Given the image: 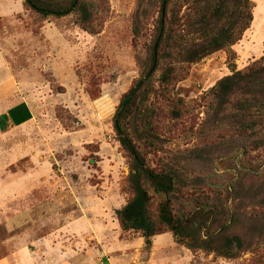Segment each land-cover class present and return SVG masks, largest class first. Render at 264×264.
<instances>
[{
	"label": "rangeland",
	"instance_id": "374dc122",
	"mask_svg": "<svg viewBox=\"0 0 264 264\" xmlns=\"http://www.w3.org/2000/svg\"><path fill=\"white\" fill-rule=\"evenodd\" d=\"M160 1L86 0L94 33L77 23L76 13L41 21L29 11L22 26L20 21L10 32L24 29L27 38L7 45L8 57L15 63L12 69L29 80L36 110L24 140L45 146L40 153L45 154L44 162L64 195L73 196L68 183L80 189L84 180L92 187V196L85 190L84 201L91 206L95 232L90 234L85 221L77 220L78 240L88 250L87 264H264V109L237 107V102L252 98V94L239 93L219 108L210 91L233 68L244 71L254 62L262 63L264 49L259 57L242 52L245 41L253 38L248 33L238 47L235 65L228 62L223 50L197 63H186V52L203 38L193 0L169 3L168 12L176 17L170 41L162 47L161 64L140 97V112L133 124L140 125L141 115L150 113L157 136L150 139L147 160L153 167L174 170L176 186L182 190L173 195L174 213L180 219H193L203 235L226 226L221 234L239 236L242 249L228 259L188 249L176 243L171 233L154 236L152 246L146 249L138 233L122 231L119 223L113 224L118 222L116 210L131 192L126 187L128 159L119 148L112 117L122 94L149 68ZM254 1L257 6L251 30L257 29L254 47L259 51L264 41V0ZM16 6L21 9L18 3ZM9 27L6 24L5 28ZM27 55L29 65L19 66ZM165 71L170 72V78L163 82ZM28 169L23 160L10 168L14 172ZM97 197L108 204L100 208ZM39 198L38 192H32L5 201L2 211L28 218V207ZM56 223L47 222L38 236ZM9 235V229L0 225V257L7 253L3 241Z\"/></svg>",
	"mask_w": 264,
	"mask_h": 264
},
{
	"label": "trees",
	"instance_id": "16d2710c",
	"mask_svg": "<svg viewBox=\"0 0 264 264\" xmlns=\"http://www.w3.org/2000/svg\"><path fill=\"white\" fill-rule=\"evenodd\" d=\"M25 7L37 15L41 21H51L72 13L78 15L77 23L85 30L94 33L90 22L91 13L86 0H23ZM171 0H161L159 6L156 35L151 46L150 65L145 76L138 79L122 94L112 117V129L119 142V148L128 159L126 187L131 196L116 210V218L122 231H133L144 240V247L150 249L152 238L171 233L175 242L188 249H200L216 253L224 258H235L241 251L243 242L237 235H222L221 232L202 234L193 219H180L173 211V195L182 193L176 186V174L169 166L153 167L147 160L152 142L156 137L150 121V113H143L140 125L133 124L140 112L139 101L150 85L152 75L162 61V47L170 41V31L176 20L170 15L168 6ZM198 12L197 27L202 33L198 45L185 54V62L194 64L204 57L223 50L228 62L235 65L237 54L233 46L238 43L253 20L255 3L251 0H193ZM172 13V12H171ZM262 63L254 62L244 71L233 68L210 88L217 99L219 108L225 107L234 94L249 95L252 98L237 102L241 109H264V56ZM170 78V72L161 74L164 82ZM175 116L179 112L173 110ZM132 120V121H130ZM199 215H201L199 213Z\"/></svg>",
	"mask_w": 264,
	"mask_h": 264
},
{
	"label": "crops",
	"instance_id": "0c3cea01",
	"mask_svg": "<svg viewBox=\"0 0 264 264\" xmlns=\"http://www.w3.org/2000/svg\"><path fill=\"white\" fill-rule=\"evenodd\" d=\"M251 1L255 3V9L256 2ZM17 3L21 7L20 10H16ZM254 9L251 26L255 21ZM28 13L29 10L23 0H0V225L11 232V235L3 241L7 253L0 257V264H87L88 250L78 240L77 220L85 221L90 234L95 232V223L90 220L91 206L84 201L86 199L84 194L87 192L92 196V187L83 180L80 182V189L77 187L74 189V186L67 182L73 196L64 195L49 169V164L44 162L45 154L40 153L44 152L42 148L45 146L40 147L25 141L24 132L35 119L36 110L32 107L34 105L28 91L29 80L24 73H15L12 69L15 63L13 57H8L7 45L20 37L23 41L24 36L27 38L28 34L24 35V29H19L15 33L10 32L18 28L20 21L22 26L23 18L28 16ZM6 24L10 25L8 29L5 28ZM251 26L233 49L238 53V47L250 33L253 34V38L249 42L245 41L242 52L246 50L250 55L255 54L259 57L263 54L264 41L261 42V49L256 51L254 39L257 36V29L252 31ZM28 60L27 55L26 61L19 66L29 65ZM48 147L52 146L48 145ZM116 148L118 149V146ZM21 160L25 161L26 166L28 165L27 171L10 170ZM111 160L114 167L116 160L114 158ZM32 192H38L40 198L28 207V218L19 219L17 212L5 214L2 211L5 201L7 204L9 200L26 197ZM97 199L100 201V208L108 204H104L103 198L97 197ZM47 204L50 205V211H47L49 208ZM77 205L80 206V210ZM47 222L49 225L51 222L57 223L52 225V230L38 236L37 232L46 227ZM96 223L102 224V222ZM117 223L113 222L115 225ZM102 226H106L105 222ZM156 237L159 236H155V239ZM139 239L143 241L142 238Z\"/></svg>",
	"mask_w": 264,
	"mask_h": 264
}]
</instances>
